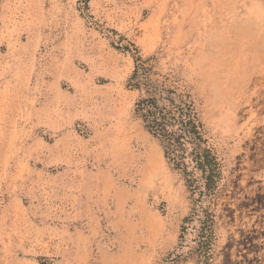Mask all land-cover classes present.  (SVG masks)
<instances>
[{
  "label": "rangeland",
  "instance_id": "rangeland-1",
  "mask_svg": "<svg viewBox=\"0 0 264 264\" xmlns=\"http://www.w3.org/2000/svg\"><path fill=\"white\" fill-rule=\"evenodd\" d=\"M137 57L222 160L209 264H264V0H0V264H201Z\"/></svg>",
  "mask_w": 264,
  "mask_h": 264
},
{
  "label": "trees",
  "instance_id": "trees-1",
  "mask_svg": "<svg viewBox=\"0 0 264 264\" xmlns=\"http://www.w3.org/2000/svg\"><path fill=\"white\" fill-rule=\"evenodd\" d=\"M134 61L128 79V86L138 91L133 114L160 145L167 166L184 181L195 207L183 222H197L195 249L201 264H209L216 223L211 205L223 180L222 160L209 142L193 94L158 76L147 60ZM186 230L183 226L182 232Z\"/></svg>",
  "mask_w": 264,
  "mask_h": 264
}]
</instances>
